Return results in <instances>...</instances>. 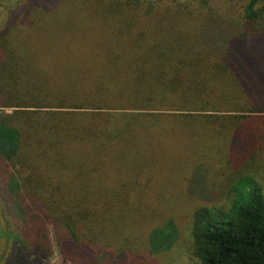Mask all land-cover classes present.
<instances>
[{"label": "trees", "instance_id": "obj_1", "mask_svg": "<svg viewBox=\"0 0 264 264\" xmlns=\"http://www.w3.org/2000/svg\"><path fill=\"white\" fill-rule=\"evenodd\" d=\"M239 1L0 0V264H158L171 164L211 198L183 256L264 264V0Z\"/></svg>", "mask_w": 264, "mask_h": 264}, {"label": "rangeland", "instance_id": "obj_2", "mask_svg": "<svg viewBox=\"0 0 264 264\" xmlns=\"http://www.w3.org/2000/svg\"><path fill=\"white\" fill-rule=\"evenodd\" d=\"M206 1L209 3L210 1L213 2L214 0H206ZM220 1H221L220 4L224 9L226 7L230 8L231 10L241 9V3L239 0H234L231 3H229V1L227 0H220ZM0 18H1V13H0ZM8 110L10 109L3 108V110H1L0 112L8 111ZM160 149L162 151H165L168 150L169 148L167 146H162ZM183 167H185V165ZM189 167H191V165L187 164L185 169L189 170ZM165 174L166 175L159 176V183L150 186V188L145 190V192H148L153 195L155 191H158L157 193L161 194V196H159L160 197L159 200L163 202L162 204L164 210L170 209V211L176 212L175 215L179 217L177 220L178 226L175 227V230L173 229V227L169 228V231L171 232V237L167 238L166 241L175 240L176 241L175 243L179 242V244L174 246L175 244L174 243L172 245L174 249H172L169 253H164L162 256L158 255L157 258L160 257L158 264H198L195 260L183 256V252H182L183 247L185 246L187 248L188 246V241H187L189 234L188 215L198 206L207 204L208 201L211 200V198L208 199L207 197H205V194L191 193V191L188 190L189 189L188 187H186L183 192L181 193L177 192V194H173V196H171L173 189L175 190V187L179 186L178 182H180L182 178L179 175L178 168L175 167L173 164L166 166ZM196 190H202V189H196ZM215 196L216 195L214 194V197ZM145 201L146 204L144 206L150 211H155L159 208L154 198L149 197ZM147 209L143 208V211L146 212ZM4 235H5V225L2 219V214L0 212V248L3 244ZM53 244H54V254L48 260L45 261V264H71L70 262L64 261L61 254L57 250L54 240H53Z\"/></svg>", "mask_w": 264, "mask_h": 264}, {"label": "built area", "instance_id": "obj_3", "mask_svg": "<svg viewBox=\"0 0 264 264\" xmlns=\"http://www.w3.org/2000/svg\"><path fill=\"white\" fill-rule=\"evenodd\" d=\"M3 110V108H0V111Z\"/></svg>", "mask_w": 264, "mask_h": 264}]
</instances>
